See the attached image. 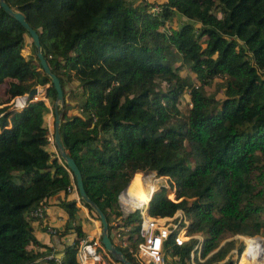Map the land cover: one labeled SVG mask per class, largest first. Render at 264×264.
<instances>
[{"label": "trees", "instance_id": "obj_1", "mask_svg": "<svg viewBox=\"0 0 264 264\" xmlns=\"http://www.w3.org/2000/svg\"><path fill=\"white\" fill-rule=\"evenodd\" d=\"M4 1L36 32L59 80L61 145L127 260L139 264L133 253L140 215L122 216L116 196L126 184L128 209L146 200L154 172L138 169L164 177L174 197L168 199L163 187L155 191L149 216L190 211V233L202 237L206 256L196 264H233L234 235L264 237V0ZM175 15L182 20L174 21ZM183 66L197 84L180 74ZM213 79L220 81V98L205 92ZM71 83L75 87L66 91ZM2 84L0 110L31 87L44 90L0 118V264H55L37 261L46 250L39 249L32 223L46 224L27 216L43 202L64 213L57 236L74 237L60 264H75L85 227L66 192L72 178L47 139L55 91L28 33L0 8ZM183 94L189 107L181 114ZM41 96L48 105L36 100ZM194 243L164 240L168 264H189ZM245 243L238 263L264 264V239ZM234 249H243L242 240Z\"/></svg>", "mask_w": 264, "mask_h": 264}, {"label": "built area", "instance_id": "obj_2", "mask_svg": "<svg viewBox=\"0 0 264 264\" xmlns=\"http://www.w3.org/2000/svg\"><path fill=\"white\" fill-rule=\"evenodd\" d=\"M30 101L26 100L19 107L22 108L25 103ZM48 140L51 138L48 136ZM143 170L149 169H138L136 171L143 172ZM154 171V170H150ZM147 172V171H144ZM143 172V173H144ZM154 175L157 178V174L154 171ZM155 178V179H156ZM126 185V184H125ZM124 185V186H125ZM123 186V187H124ZM123 187L117 193L116 201L118 207L121 210V215L124 216L130 212L137 211L140 215L139 221V236L140 241L136 244V251L133 253V256L136 258L139 264H168L169 260L165 256L163 251V241L170 238L172 243L181 246L185 242L190 239H194L195 243L192 248L189 250L188 262L189 264H196V262H202L206 258V256H201V244L202 237L199 234L190 233L191 226L193 224L192 217L190 211H183L182 209H177L170 216L163 217H153L147 214V206L148 201L151 195L154 193V190L147 196L146 200L140 204L138 207L127 208L129 201L132 200L130 194L123 190ZM154 189V188H153ZM67 193H73L75 201H79L75 187L73 182L70 186L66 188ZM172 194V192H171ZM170 200H174L173 194L170 197ZM47 204L45 202L41 203L39 206L30 210L27 214L29 218L43 221L45 218V212L47 211ZM58 226H60L61 219L57 220ZM64 226V221L62 222ZM62 227L50 226L46 225L44 228V232L50 236H57V232ZM124 231L127 230L126 227L120 228ZM120 232L116 233L118 237ZM234 239L242 240L243 249L246 246L245 242L248 240L250 243H254L257 239H264L258 236L247 237L242 235H234ZM122 245H125V241H121ZM69 245H73V240ZM257 250V249H256ZM242 251H240L242 253ZM231 253H235L234 259L237 260L241 255L240 252H236L235 249L230 251ZM257 252V251H256ZM61 256H59L56 252L55 247H51L47 249L46 252L40 258L41 260H51L55 264H60ZM175 257H172L174 259ZM38 261V260H37ZM74 261L75 264H114L113 260L109 257V255L103 250L99 242V234L96 239H89L86 236L79 239L76 244V251L74 253ZM242 264H247L246 262Z\"/></svg>", "mask_w": 264, "mask_h": 264}, {"label": "water", "instance_id": "obj_3", "mask_svg": "<svg viewBox=\"0 0 264 264\" xmlns=\"http://www.w3.org/2000/svg\"><path fill=\"white\" fill-rule=\"evenodd\" d=\"M0 8L3 12L14 18L19 24L25 29L28 33L32 45L34 47V55L37 58L41 69L44 74L50 79L51 85L55 91V97L52 104V114H53V133L51 143L54 149V152L57 155L58 160L65 166L67 171L72 178V182L74 184L78 199L85 204L92 213L97 217L99 223V242L103 250L109 255V257L118 264H132L129 260H127L124 254L118 249L110 240L107 231V220L102 213V211L96 206V204L89 199L86 195L81 181L80 172L75 165L72 158H70L63 150V147L60 142L59 137V124H60V112L63 108L64 98L61 90V86L58 78L49 70V67L43 58L41 53L38 36L36 32L27 24L23 15L17 11L12 10L4 0H0ZM39 88L37 86L31 87L25 94L21 97H14L12 102L5 105L0 110V118L5 115L12 114L16 111H19L20 102L18 101L20 98H23V101H32L31 99L38 92ZM34 101V100H33ZM157 191V190H155ZM154 191V192H155Z\"/></svg>", "mask_w": 264, "mask_h": 264}, {"label": "crops", "instance_id": "obj_4", "mask_svg": "<svg viewBox=\"0 0 264 264\" xmlns=\"http://www.w3.org/2000/svg\"><path fill=\"white\" fill-rule=\"evenodd\" d=\"M38 98V97H36ZM41 99V98H39ZM48 126V130L50 131V125ZM52 129H53V123H52ZM53 133V130H52ZM49 137H51L52 139V134L49 133ZM51 141V140H49ZM52 145V143H51ZM53 149V146H52ZM54 151V149H53ZM70 194V196H72L74 198V194L73 193H68ZM51 202H55L54 200H51ZM76 204L79 206L80 210L79 213L77 214V218L81 219V223L82 225L85 227V234L84 236H86L89 239H96L98 237L99 234V223L98 220H95L94 218H92L87 210L86 207H84L82 204H80L79 201H76ZM47 211L45 212V218L42 221L43 224L46 225H50V226H56V227H63L62 222L65 220V215L64 213L58 209L56 206L54 205H47ZM58 219H61L60 221V226H58ZM33 229H34V237L36 238L37 242L39 244H41L43 247H40L39 249L41 251H45L47 249H50L51 247H55L56 252L59 256L62 257L63 255V250L64 247L66 245H69L70 242L73 240L74 235L72 233H68L62 237H58V236H50L47 235L44 232V229H41L40 226L34 222L32 223ZM35 246V245H34ZM37 260H41L40 258H38Z\"/></svg>", "mask_w": 264, "mask_h": 264}, {"label": "rangeland", "instance_id": "obj_5", "mask_svg": "<svg viewBox=\"0 0 264 264\" xmlns=\"http://www.w3.org/2000/svg\"><path fill=\"white\" fill-rule=\"evenodd\" d=\"M174 21H181L182 19H181V17L179 16V15H175V17H174V19H173ZM24 51V50H23ZM177 64V63H176ZM175 64V65H176ZM180 74L182 75V76H184V77H186V78H188L192 83H194V84H197V82H195V81H193V79H192V77H193V74L187 69V67L186 66H183L182 68H181V70H180ZM217 84H220V81L218 80V79H213V81L208 85V86H206L205 87V92L206 93H208V94H213L212 96H216V97H218V98H220L221 96H222V94L220 93V91H221V89H218L217 88ZM4 86H5V84H2V85H0V94H2V90H3V88H4ZM221 86H222V84H221ZM75 86H74V84L73 83H71V84H69V85H67L66 87H65V90L67 91V90H69L70 88H74ZM44 87H42V88H39V93L42 95L43 94V89ZM75 93V92H74ZM186 95H187V92L185 91L184 92ZM40 94H39V96H40ZM73 96H74V94H73ZM42 98V100L45 102V104L46 105H48V102H47V100L46 99H44L43 98V96H41ZM35 97H33L32 99H34ZM40 97H38L36 100H38ZM74 100V99H73ZM33 101V100H32ZM31 101V102H32ZM35 101V100H34ZM187 97L186 96H184V94L182 95V97H181V99H180V101H179V103H178V108H179V110L181 111V114H184L185 113V111H186V109L189 107V104L187 103ZM10 102H12V101H8L7 102V104H9ZM7 104H3V105H7ZM68 104H72V102L71 103H68ZM73 105V104H72ZM2 106V105H1ZM20 109V108H19ZM72 112V110H68V111H66V114H70ZM51 115L53 116V114H52V109H51V111H50V113L48 114V117L46 118V122H47V125H50L51 126V124H50V117H51ZM52 120H53V118H52ZM51 138V137H50ZM144 171H150V170H143V172ZM154 172V171H153ZM134 174V173H133ZM155 174H153V176H154ZM156 176V175H155ZM154 176V177H155ZM156 178V177H155ZM139 181H140V179H138V181H137V185H138V183H139ZM168 183H167V181H166V179H164V177H162V176H157V178L155 179V181H154V183H153V188H154V191L155 190H159V188H161V187H163L164 188V190H165V195L167 196V198L168 199H170V197L172 196V194H171V192H172V189H170L169 188V186L167 185ZM119 210H120V208H119ZM120 212H121V210H120ZM122 213V212H121ZM251 237H253V236H251ZM258 237H260V238H264V237H261V236H258ZM224 242V240H222L219 244H218V246H220L222 243ZM233 243H234V248H237V246H238V239H234L233 240ZM246 244V243H245ZM244 246V245H243ZM233 248V249H234ZM246 248H247V245H246ZM263 249V251H264V247L262 248ZM242 251V250H241ZM246 251V250H245ZM241 253V252H240ZM245 254V253H244ZM244 254H243V256H244ZM234 255H235V253H233L232 254V259H233V264H239L238 263V261H239V258L237 259V260H235L234 259ZM165 256L170 260V258H171V255L169 254V253H165ZM240 257V256H239ZM262 259V258H261ZM258 260V259H257ZM135 261L137 262V260L135 259ZM220 262V261H219ZM113 263L114 264H118V263H116V262H114L113 261ZM217 263V262H216ZM216 263H212V264H216ZM247 264H250V263H248V262H246Z\"/></svg>", "mask_w": 264, "mask_h": 264}, {"label": "bare ground", "instance_id": "obj_6", "mask_svg": "<svg viewBox=\"0 0 264 264\" xmlns=\"http://www.w3.org/2000/svg\"><path fill=\"white\" fill-rule=\"evenodd\" d=\"M21 100H23V98H22ZM21 100H20V101H21ZM20 101H19V102H20ZM20 103H22V104H23V103H24V101H22V102H20ZM126 208H127V207H126ZM246 245H247V244H246Z\"/></svg>", "mask_w": 264, "mask_h": 264}, {"label": "clouds", "instance_id": "obj_7", "mask_svg": "<svg viewBox=\"0 0 264 264\" xmlns=\"http://www.w3.org/2000/svg\"><path fill=\"white\" fill-rule=\"evenodd\" d=\"M12 100H13V99H12ZM12 100H11V101H12ZM19 108H20V107H19ZM20 109H21V108H20Z\"/></svg>", "mask_w": 264, "mask_h": 264}]
</instances>
